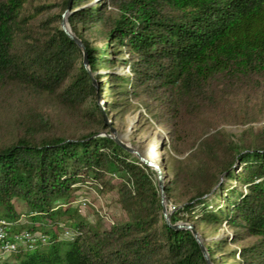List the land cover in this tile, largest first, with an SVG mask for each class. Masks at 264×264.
<instances>
[{"label": "trees", "instance_id": "obj_1", "mask_svg": "<svg viewBox=\"0 0 264 264\" xmlns=\"http://www.w3.org/2000/svg\"><path fill=\"white\" fill-rule=\"evenodd\" d=\"M69 4L68 23L91 73L60 27ZM117 64L131 75L114 70ZM260 81L264 0H0V96L9 88L52 96L84 130L60 134L31 110L21 132L0 147V244L31 235L0 250V264H208L193 231L172 226L190 219L203 240L207 225L235 228L232 237L204 242L212 264H264V139L231 141L220 162L206 140L203 165L193 173L201 184L167 223L155 170L107 135L98 101L108 92L118 97L107 101L109 115L140 99L175 142L187 144L202 113ZM212 162L231 182L217 177ZM178 183H168L167 198ZM94 191L112 195L126 218L91 220L84 213L91 202L83 200Z\"/></svg>", "mask_w": 264, "mask_h": 264}, {"label": "rangeland", "instance_id": "obj_2", "mask_svg": "<svg viewBox=\"0 0 264 264\" xmlns=\"http://www.w3.org/2000/svg\"><path fill=\"white\" fill-rule=\"evenodd\" d=\"M90 1L97 3L102 0ZM114 70L120 74L131 75L129 67L122 64H117ZM111 95L112 93L108 92L98 100L104 111L108 109L107 101L118 99L117 96L111 98ZM122 107L123 105L120 106V110H112L108 118L120 133H128V141L132 145H137L139 149L145 151L155 142L157 136L161 137L152 159L164 174L165 183L176 177L179 180L177 195L167 198L170 215L177 211L183 200L194 194L201 184L199 175L193 173L200 172L203 165L205 156L202 146L206 140L210 139L215 144L218 150L217 162H220L227 158L224 147L226 148L231 141L246 145L264 139V81L226 93L218 104L199 116L187 144L175 142L170 134V128L159 125L140 99H132L127 110H123ZM31 110L45 114L60 134L79 136L84 133V130L80 129L77 114L59 105L52 96H34L18 88H9L0 96V147L10 144L21 132L22 123ZM213 165L217 177L223 178V182H228L230 179L225 180L220 166L217 167V164L212 162L211 166ZM232 182L239 185L236 180ZM88 197L83 200V204L91 203L84 213L91 220L102 218L109 224L114 220L126 218L122 205L112 195L102 197L94 191ZM219 202L221 205L226 204L223 197L216 199V203ZM180 222L195 225L192 219ZM200 229L202 228H197L199 234ZM205 231L206 238L203 242L209 244L221 237H232L235 228L225 223L218 228L207 225ZM245 243L230 244L226 253Z\"/></svg>", "mask_w": 264, "mask_h": 264}, {"label": "water", "instance_id": "obj_3", "mask_svg": "<svg viewBox=\"0 0 264 264\" xmlns=\"http://www.w3.org/2000/svg\"><path fill=\"white\" fill-rule=\"evenodd\" d=\"M69 8H70V4H69L68 9L62 15L63 18H62V20L60 22V27L69 37H71L81 47V49L83 50L84 63L87 66V69H88L89 73H91L90 72V68H89V62H88V53H87V50L85 48V45L75 35V33H73V31L71 30V27H70V25L68 23L67 17H68V15L70 13ZM100 97L101 96H99V98ZM102 110H103V115H104L105 122L110 127V131H109V133L107 135L112 137L123 149H125L126 151H128L132 155L136 156L137 159L141 163H144V164L150 166L152 169L155 170L156 176H157V181H158V186H159V190H160V194H161L162 213H163V216H164L166 222L170 223V213L168 212V208H167V189H168L169 184L165 183L163 181L164 174L162 173L159 165L152 158H149L148 156H146L144 154V150L139 149L137 145H132L128 141V133H120L114 127L112 121L109 120L108 115L105 113L103 108H102ZM172 226L174 228H178V229L179 228L191 229L193 231L197 241L199 242V244L202 247V250H203V252L205 254V257H206V259L208 261V264H212L210 262V260H209L207 249L204 246L203 239L201 238V236L198 233L197 229L194 228L193 224H190L189 222H187V223L178 222V223L172 224Z\"/></svg>", "mask_w": 264, "mask_h": 264}, {"label": "bare ground", "instance_id": "obj_4", "mask_svg": "<svg viewBox=\"0 0 264 264\" xmlns=\"http://www.w3.org/2000/svg\"><path fill=\"white\" fill-rule=\"evenodd\" d=\"M160 138L161 137L157 136L155 142L152 145L148 146L147 150L144 151V154L146 156H148L149 158H153L154 157L155 149H156V147L159 146ZM5 225H6V222L4 220L0 221V242L4 241L5 236H6V231H5V228H4ZM27 232L24 231L23 234H21V235H17V236L15 235L16 237L12 241H6L4 243L2 242L3 244H0V250H4L6 252H9V251H11L13 249H16L18 244L31 239L30 238L31 235L29 233H27ZM6 238H8V236ZM18 246H20V245H18Z\"/></svg>", "mask_w": 264, "mask_h": 264}]
</instances>
